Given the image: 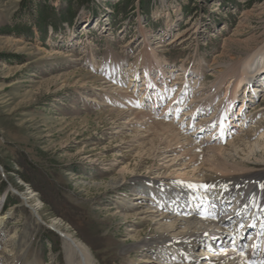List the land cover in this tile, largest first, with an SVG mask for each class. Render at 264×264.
Segmentation results:
<instances>
[{"label":"rangeland","instance_id":"374dc122","mask_svg":"<svg viewBox=\"0 0 264 264\" xmlns=\"http://www.w3.org/2000/svg\"><path fill=\"white\" fill-rule=\"evenodd\" d=\"M144 39L165 64L173 94L179 81L169 77L184 66L190 89L196 88L189 89V100L193 91L204 98L219 80L214 67L228 64L230 55L244 57L264 40V0H0L1 250L16 252L34 224L27 264H68L61 231L84 244L95 264H130L123 250L158 233L129 211L143 206L130 180L154 178L159 164L129 148L147 138L135 119L140 101L131 78ZM87 75L98 80L86 81ZM257 98L246 109L252 116L247 129L262 118L264 129V93ZM249 167L264 173L262 162ZM160 181L174 183L172 177ZM29 193L35 198L24 201ZM54 219L62 226L54 227ZM146 257L130 255L136 264H149Z\"/></svg>","mask_w":264,"mask_h":264},{"label":"bare ground","instance_id":"6f19581e","mask_svg":"<svg viewBox=\"0 0 264 264\" xmlns=\"http://www.w3.org/2000/svg\"><path fill=\"white\" fill-rule=\"evenodd\" d=\"M144 42L147 46L140 54L139 64L131 68V78H135V92L140 101L135 105V119L147 138L129 148L137 150L140 157L157 159L159 164L154 178L130 180L137 184V201H143V206L129 211L140 224H147L158 233L125 248L122 256L130 264H136L130 259L135 251L149 257V264H264V188L261 187L264 173L254 174L249 167L252 162L264 164L262 116L256 126L248 129L246 126L252 117L246 112L248 105L257 98V93H264V40L260 42L262 46L250 48L244 57L230 55L228 64L214 67L211 71L218 74L219 80H215L211 94L201 98L193 91L191 101L188 94L196 88L190 89L186 68L172 71L180 72L169 77L174 82L179 81V88L173 94L165 64L148 40ZM154 71L158 74L156 77L152 74ZM82 78L91 83L98 80L91 75ZM226 82L229 86L225 88V97L218 101L217 96L223 92ZM256 105L257 101L251 107L256 110ZM186 106L185 114L181 115ZM143 107L149 111H143ZM212 107H215L213 115L209 117ZM200 113L203 119L197 122ZM122 114L124 112L118 116ZM175 121L179 123L175 125ZM181 124L191 127L193 134L182 130ZM257 131L258 138L255 137ZM194 173L196 175H192ZM173 176H196L197 181L178 182ZM215 176H221V182L210 185L214 187L206 191L204 183ZM171 177L173 184L160 181L171 180ZM193 182L201 187L191 192L188 188ZM29 195L24 201L36 196ZM36 201L32 206L33 217L41 208L40 200ZM206 212L214 214L216 219H205ZM53 223L56 228L62 226L59 219H54ZM29 229L32 234L35 225L29 224L27 231ZM61 233L68 264H95L84 244L68 233ZM31 234L24 233L16 252L0 249V264H27L25 252L33 239Z\"/></svg>","mask_w":264,"mask_h":264},{"label":"snow or ice","instance_id":"6c2138e0","mask_svg":"<svg viewBox=\"0 0 264 264\" xmlns=\"http://www.w3.org/2000/svg\"><path fill=\"white\" fill-rule=\"evenodd\" d=\"M172 91H174V89H173ZM169 99H171V97H169ZM226 118H227V117L225 116V119H226ZM213 127H215V125H213ZM220 134H221V136H223V121H221V132H220ZM203 187H204L205 190L207 191L210 187H214V186L204 185ZM261 187L264 188V185H261ZM204 218H205V219H216V217H215L214 214H212V213H207V212L205 213ZM240 255L243 256V252H241Z\"/></svg>","mask_w":264,"mask_h":264}]
</instances>
